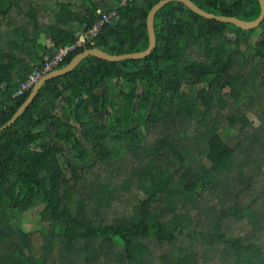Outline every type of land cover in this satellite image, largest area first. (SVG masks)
I'll use <instances>...</instances> for the list:
<instances>
[{
  "label": "trees",
  "instance_id": "16d2710c",
  "mask_svg": "<svg viewBox=\"0 0 264 264\" xmlns=\"http://www.w3.org/2000/svg\"><path fill=\"white\" fill-rule=\"evenodd\" d=\"M120 1L0 0V125L31 89L13 97L20 81L77 39L73 22L87 29L101 13L116 11L56 68L91 47L110 54L147 47L146 16L158 0ZM192 1L245 20L260 12L258 0ZM153 24L155 47L147 56L84 57L46 80L0 131V264H264V188L245 193L249 183L240 181L236 165L238 153L252 158L241 135L254 98L263 99L253 133L264 145V18L240 29L171 0ZM255 33L259 38L249 42ZM247 53L262 65L253 83L231 73ZM190 130L200 133L201 148L189 144ZM152 131L157 135L147 142ZM129 161L131 172L119 187L131 195L111 213L119 197L115 164ZM96 167L104 170L102 182L86 196L83 171ZM28 209L46 231L12 223ZM161 251L171 254L169 262Z\"/></svg>",
  "mask_w": 264,
  "mask_h": 264
},
{
  "label": "rangeland",
  "instance_id": "374dc122",
  "mask_svg": "<svg viewBox=\"0 0 264 264\" xmlns=\"http://www.w3.org/2000/svg\"><path fill=\"white\" fill-rule=\"evenodd\" d=\"M43 18H46L44 15H42ZM233 35V33H231ZM258 33H255L253 35V39L249 42H254L256 39H258ZM242 44V48L246 49V43L240 42ZM249 52V51H248ZM242 67V68H241ZM262 69V65L259 63V61L254 58L253 56L249 55L247 53V57L245 61L241 64V61H236V63L233 65L231 73L233 75H238L241 77V81L247 80L248 82L253 83V81L256 80L258 77H262V72L260 71ZM247 77V79H245ZM255 85V84H254ZM248 90H256L254 86V89L252 90V87L247 86ZM114 101L119 100L120 97L114 93L113 94ZM250 107L248 110V116L251 118V124L246 128L245 132L241 135V143L243 145H249V153L250 157L252 158H245L242 153H238L236 156V165L239 167L237 168L241 180H247L249 183L248 188L244 191L245 193H257L261 189L264 188V145L260 142V135L254 134L253 131L257 125L259 124L257 111L258 109H261L263 105V99H256L249 101ZM248 105V104H247ZM60 110L63 112H69V107L67 108L60 106ZM260 111V110H259ZM81 136L82 134L79 133ZM157 132L152 131L148 134V136L145 138L147 142L152 141L154 137H156ZM200 133H197L195 135L192 134L191 130L187 133V138H192L193 142L189 143L191 146L195 145V149H199L202 146V140L199 136ZM187 139V140H188ZM195 141V142H194ZM166 164L168 166H171L170 159H166ZM242 163V164H241ZM118 163L115 164L117 169V174L114 175V181L118 184V187H116L115 191L118 193L117 199H114L111 204L109 205V211L111 213H117L121 211L123 208L126 207L125 203V196L131 195V190L126 191L122 187H119L123 179L128 176L131 172V161L128 163H125L122 167H118ZM84 194L86 196L88 195H94L98 191L99 188V182H102V175L104 173V170L99 171V169L96 168H89L88 170H84ZM103 179H107V175H104ZM239 185V184H238ZM132 189H135L134 187ZM213 193H211L212 195ZM217 196L214 195L213 201H216ZM112 205V207H111ZM179 208V207H178ZM196 208H193L195 210ZM194 216L195 213H193ZM195 218V217H194ZM12 223L16 224V226L26 230V231H32L38 233V231H46L47 225L40 222L39 217L35 211H32L31 209H28V211L22 215L21 218H15L13 217ZM235 226L234 224H232ZM162 259L166 260L167 262L171 259V254H168L167 251H161L159 254Z\"/></svg>",
  "mask_w": 264,
  "mask_h": 264
},
{
  "label": "water",
  "instance_id": "95a60500",
  "mask_svg": "<svg viewBox=\"0 0 264 264\" xmlns=\"http://www.w3.org/2000/svg\"><path fill=\"white\" fill-rule=\"evenodd\" d=\"M171 0H158L148 11L146 16V26H147V35H148V45L145 49L141 51H134V52H128V53H121V54H110L100 48L97 47H91L84 49L78 53H76L65 65L55 68L48 73L44 74L30 89L27 97L24 99V101L18 106L16 111L12 114V116L2 125H0V131L4 129L5 127L11 125L18 116L23 112V110L31 103V101L34 99L38 89L40 86L49 78H52L54 76H58L61 74H64L70 70H72L84 57L88 55H94L101 59L108 60V61H118L122 59H128V58H142L147 56L155 47V32H154V15L156 11L162 7L166 2ZM180 1L184 3L189 9H191L193 12L209 18V19H216L218 21L226 22V23H232L236 27L240 29H251L253 27H256L260 24V22L264 18V0H258L260 5V12L259 15L252 19V20H245L240 19L233 15H224V14H215L213 12H209L205 9H202L198 5H196L192 0H175Z\"/></svg>",
  "mask_w": 264,
  "mask_h": 264
},
{
  "label": "built area",
  "instance_id": "2783aa9c",
  "mask_svg": "<svg viewBox=\"0 0 264 264\" xmlns=\"http://www.w3.org/2000/svg\"><path fill=\"white\" fill-rule=\"evenodd\" d=\"M128 1L131 0H121L120 4H126ZM115 17V10L101 13L100 17H98V19H96L89 28L84 29L77 34V39L73 43L59 46L49 58L34 66V68L27 74L25 79L20 81L12 96H21L26 90L30 89L44 74L55 69L70 52L74 51L77 47L84 46L88 40L92 41V37L99 33L103 25L112 22Z\"/></svg>",
  "mask_w": 264,
  "mask_h": 264
},
{
  "label": "crops",
  "instance_id": "0c3cea01",
  "mask_svg": "<svg viewBox=\"0 0 264 264\" xmlns=\"http://www.w3.org/2000/svg\"><path fill=\"white\" fill-rule=\"evenodd\" d=\"M100 11V10H99ZM71 28L75 31V35H77L78 33H80L82 30H84V27H79L78 26V24L76 23V22H73L72 24H71ZM41 41L43 42V43H45V44H49V40H48V38H46V37H43L42 39H41ZM53 52V48L51 47V45H49L48 46V55L46 54V57L47 56H49V54H51ZM29 58H27V60H28ZM1 99H2V97H1V94H0V101H1ZM59 106H62V107H65L64 105H61L60 103H59Z\"/></svg>",
  "mask_w": 264,
  "mask_h": 264
}]
</instances>
